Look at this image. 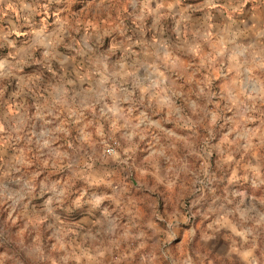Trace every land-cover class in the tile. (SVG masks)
I'll list each match as a JSON object with an SVG mask.
<instances>
[{"label":"rangeland","instance_id":"rangeland-1","mask_svg":"<svg viewBox=\"0 0 264 264\" xmlns=\"http://www.w3.org/2000/svg\"><path fill=\"white\" fill-rule=\"evenodd\" d=\"M0 264H264V0H0Z\"/></svg>","mask_w":264,"mask_h":264},{"label":"built area","instance_id":"built-area-1","mask_svg":"<svg viewBox=\"0 0 264 264\" xmlns=\"http://www.w3.org/2000/svg\"><path fill=\"white\" fill-rule=\"evenodd\" d=\"M115 150V147H114V143H112L111 145H108L105 149H104V152L105 154H112Z\"/></svg>","mask_w":264,"mask_h":264}]
</instances>
